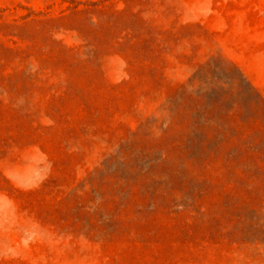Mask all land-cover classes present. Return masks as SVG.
<instances>
[{
  "label": "rangeland",
  "instance_id": "1",
  "mask_svg": "<svg viewBox=\"0 0 264 264\" xmlns=\"http://www.w3.org/2000/svg\"><path fill=\"white\" fill-rule=\"evenodd\" d=\"M0 264H264V0H0Z\"/></svg>",
  "mask_w": 264,
  "mask_h": 264
}]
</instances>
